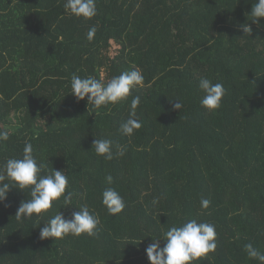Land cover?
<instances>
[{
    "label": "trees",
    "instance_id": "16d2710c",
    "mask_svg": "<svg viewBox=\"0 0 264 264\" xmlns=\"http://www.w3.org/2000/svg\"><path fill=\"white\" fill-rule=\"evenodd\" d=\"M65 2L0 0V130L9 132L0 165L30 141L38 163L65 170L77 193L67 208L61 198L17 221L30 190L10 189L0 202V264H150L152 239L190 219L217 232L216 250L194 264H259L244 250L264 253V18L249 15L257 0H96L91 20L69 17ZM133 66L144 84L119 104L96 108L71 94L73 73L106 83ZM204 76L227 90L215 112L200 105ZM134 96L142 127L125 136ZM94 139L113 141V159L95 154ZM109 186L124 198L117 215L101 203ZM81 205L99 217L96 236L40 238L52 215Z\"/></svg>",
    "mask_w": 264,
    "mask_h": 264
},
{
    "label": "clouds",
    "instance_id": "9594fccd",
    "mask_svg": "<svg viewBox=\"0 0 264 264\" xmlns=\"http://www.w3.org/2000/svg\"><path fill=\"white\" fill-rule=\"evenodd\" d=\"M64 11L69 17L91 20L97 15L96 0H66ZM253 23H258L259 18H264V0H257L251 8L249 14ZM243 32L250 33L252 29L247 25H241ZM97 28L91 26L87 32V39L91 41ZM144 77L142 72L132 67L130 70L122 71L119 75L112 76L106 83L88 76L81 77L73 73L70 80L71 94L79 100L86 96L88 103L99 108L109 104L115 105L126 100L134 88L142 87ZM198 88L203 93L200 105L208 112H215L221 107L226 89L222 83H213L206 76L201 77ZM172 105L174 110L183 108V103L179 100ZM141 100L139 96L131 99L128 118L120 124L119 132L125 136H131L134 131L142 127L137 118V108ZM9 132L0 130V144L8 141ZM92 148L95 154L105 160L113 159V141L110 139H94ZM125 147L117 145L116 154L123 156ZM46 164L37 161L33 154V145L30 141L25 142L22 155L19 158H9L3 165H0V202L6 200L9 190L16 188L24 192L30 190V199L22 201L16 211L17 221L28 219L45 214L53 207V203L60 201L62 206L67 208L73 203V197L77 195L69 187V180L65 170L51 169L46 171ZM107 185L113 184L111 174L105 176ZM65 193H67L65 195ZM159 198H154L152 203H158ZM102 205L109 215H117L125 208L124 198L114 187H106L102 192ZM211 201L201 198L200 207L206 210ZM100 224L99 217L90 212L87 205H81L78 211H72L69 217L57 211L52 215L43 227L40 228L41 239L52 238L54 240L63 239L72 235L79 237L85 234L94 237L98 232ZM216 226L209 222H198L197 219H190L179 226H171L163 233L162 238L152 239L145 249L146 256L150 264H194L202 258L216 250ZM142 240V239H141ZM164 241L161 247L158 241ZM244 250L249 259H254L259 264H264V253L253 247L251 243L244 245Z\"/></svg>",
    "mask_w": 264,
    "mask_h": 264
}]
</instances>
